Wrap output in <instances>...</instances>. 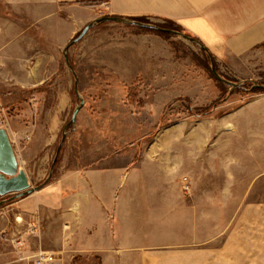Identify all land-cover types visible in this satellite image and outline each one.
<instances>
[{"label": "rangeland", "instance_id": "1", "mask_svg": "<svg viewBox=\"0 0 264 264\" xmlns=\"http://www.w3.org/2000/svg\"><path fill=\"white\" fill-rule=\"evenodd\" d=\"M103 9L52 16L53 0H0V129L41 187L0 197V264H33L28 241L46 227L27 220L31 207L75 188L117 201L106 210L118 250L109 264H264V89L253 85H264V45L226 64L173 22L128 18L95 24L68 49L70 68L66 47ZM141 34L165 41L171 57L125 66L122 38ZM125 68L144 74L126 82ZM110 162L123 167L113 193L107 177L91 186L87 176ZM100 254L60 252L56 264H103Z\"/></svg>", "mask_w": 264, "mask_h": 264}, {"label": "crops", "instance_id": "2", "mask_svg": "<svg viewBox=\"0 0 264 264\" xmlns=\"http://www.w3.org/2000/svg\"><path fill=\"white\" fill-rule=\"evenodd\" d=\"M90 4H99L107 16L173 22L205 46L217 61L226 64L248 63L246 56L264 44V0H53L55 10L50 14L61 16L65 10L73 11ZM120 49L125 66L142 67L147 63L149 68V65H156L157 59L171 57L169 46L153 34L123 37ZM143 70L138 69V73L131 72L130 75L125 68L121 77L131 82ZM103 165H95L88 172L91 186L96 185L94 178L105 176L108 192H116L120 185L116 178L122 176L123 167L111 162ZM75 190V193L64 195L59 189L54 192L52 201H37L31 207L33 213L27 220L40 222L46 232L28 241L29 252L71 255L96 252L102 253L103 264H109L118 257V250L114 247L117 237L106 210L115 209L117 201L92 200L78 188Z\"/></svg>", "mask_w": 264, "mask_h": 264}, {"label": "water", "instance_id": "3", "mask_svg": "<svg viewBox=\"0 0 264 264\" xmlns=\"http://www.w3.org/2000/svg\"><path fill=\"white\" fill-rule=\"evenodd\" d=\"M99 23L127 24L129 23V19L119 17V16H104L88 24L82 30V32L73 41L70 42V44L65 49V60L69 67H70V63H69V59L67 56L68 49L74 44L78 43L95 24H99ZM149 27H152V26H149ZM182 37L192 42L193 44L198 45L202 50H204L206 53L211 55L209 51L207 50V48L203 46L195 38L188 36V35H182ZM212 72L218 81L230 86L232 89H237L241 87V84L232 82L230 80H227L223 76H221V74H219V72L214 68V66H212ZM75 78H76V75H75ZM253 85H254V88L264 89V85H258L256 83H253ZM77 91H78V86H77V78H76L75 92ZM83 105H84V101L82 100L81 105L75 110L73 114L71 124L73 125L75 124L77 115L80 109L83 107ZM65 140H66V135L64 134L61 144L57 149V153H56V157L53 162L52 170L55 167V164L57 163L58 157L61 152V147L64 144ZM40 189L41 187H37L34 189L31 188V185L29 183V179L26 173L23 170L19 169L18 167V162L14 154L13 146L9 140L7 132L3 129H0V197H4L8 194H13V193H17L18 194L17 197H23V196L32 194L33 192L38 191ZM2 204L3 202H0V206Z\"/></svg>", "mask_w": 264, "mask_h": 264}, {"label": "built area", "instance_id": "4", "mask_svg": "<svg viewBox=\"0 0 264 264\" xmlns=\"http://www.w3.org/2000/svg\"><path fill=\"white\" fill-rule=\"evenodd\" d=\"M33 264H56L61 259L56 257V254L39 253L32 257Z\"/></svg>", "mask_w": 264, "mask_h": 264}, {"label": "trees", "instance_id": "5", "mask_svg": "<svg viewBox=\"0 0 264 264\" xmlns=\"http://www.w3.org/2000/svg\"><path fill=\"white\" fill-rule=\"evenodd\" d=\"M136 19H138V18H136ZM264 45V44H263Z\"/></svg>", "mask_w": 264, "mask_h": 264}]
</instances>
